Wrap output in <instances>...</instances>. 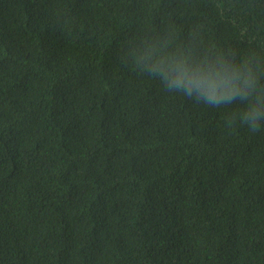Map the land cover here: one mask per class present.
Segmentation results:
<instances>
[{"label":"trees","instance_id":"obj_1","mask_svg":"<svg viewBox=\"0 0 264 264\" xmlns=\"http://www.w3.org/2000/svg\"><path fill=\"white\" fill-rule=\"evenodd\" d=\"M0 264H264V0H0Z\"/></svg>","mask_w":264,"mask_h":264},{"label":"clouds","instance_id":"obj_2","mask_svg":"<svg viewBox=\"0 0 264 264\" xmlns=\"http://www.w3.org/2000/svg\"><path fill=\"white\" fill-rule=\"evenodd\" d=\"M167 71L172 75L169 78L164 76V85L168 90H175L188 96H194L193 91L203 93L207 99L205 103L212 104L215 99L216 104L223 100L234 98L237 93V83L226 75V69L221 65L213 71L204 69L190 72L183 63H179L175 69L166 66ZM160 71H165L161 68ZM259 113L255 108H250L244 113V121L255 131L258 127Z\"/></svg>","mask_w":264,"mask_h":264}]
</instances>
